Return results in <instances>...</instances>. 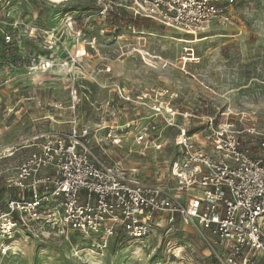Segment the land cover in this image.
<instances>
[{"label":"rangeland","instance_id":"1","mask_svg":"<svg viewBox=\"0 0 264 264\" xmlns=\"http://www.w3.org/2000/svg\"><path fill=\"white\" fill-rule=\"evenodd\" d=\"M110 1L114 5L104 16L89 0L14 4L46 33L25 41L29 55L15 69H0V204L14 193L9 184L30 152L32 136L67 130L73 115L96 130L90 141L102 161H121L129 154L131 134L115 127L138 110L114 95L116 86L131 95L169 88L178 94L180 113L230 108L247 115L245 125L264 133V0H236L233 26L213 22L196 38L134 16L124 0ZM78 31L82 47L77 48L86 50L91 41L93 49L75 64ZM186 123L193 128L199 120ZM174 136V129L165 130L166 145L156 157L170 159ZM148 154L142 162L135 154L123 162H139L141 174L150 179L156 153ZM206 240L180 220L171 227L163 224L143 244L127 243L120 250L30 226L17 233L5 264H218L214 240Z\"/></svg>","mask_w":264,"mask_h":264},{"label":"built area","instance_id":"2","mask_svg":"<svg viewBox=\"0 0 264 264\" xmlns=\"http://www.w3.org/2000/svg\"><path fill=\"white\" fill-rule=\"evenodd\" d=\"M124 1L134 16L193 38L213 22L234 25L236 0ZM17 2L28 0H0L3 70L15 69L29 55L27 39L46 33L21 16L22 10L13 7ZM89 2L101 16L114 5L110 0ZM74 36L76 64L93 49V42L81 50L82 32ZM113 93L138 110L133 119L115 127L131 134L133 149L123 160L135 154L142 162L153 151L151 178L143 177L139 162L128 166L123 160L102 161L90 141L96 130L76 115L67 130L32 136L30 152L9 184L14 193L0 204V264H5L17 233L30 226L65 238L70 232L93 240L92 247L120 250L127 243L143 244L157 228L171 227L177 220L205 240H214L218 264H264V133L245 125L247 115L230 108L180 113L178 94L169 88L150 87L131 95L116 86ZM188 118L199 123L191 128ZM166 129L175 130L169 160L156 157L166 145Z\"/></svg>","mask_w":264,"mask_h":264}]
</instances>
